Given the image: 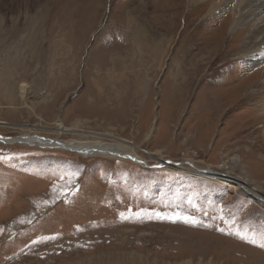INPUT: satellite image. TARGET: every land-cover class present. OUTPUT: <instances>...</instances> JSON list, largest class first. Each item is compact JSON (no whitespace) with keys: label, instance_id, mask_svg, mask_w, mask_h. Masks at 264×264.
<instances>
[{"label":"rangeland","instance_id":"1","mask_svg":"<svg viewBox=\"0 0 264 264\" xmlns=\"http://www.w3.org/2000/svg\"><path fill=\"white\" fill-rule=\"evenodd\" d=\"M172 4L178 19L167 27ZM201 4L0 0L1 137L98 135L131 143L150 166L0 142V264H264V67L248 61L256 53L246 52L247 30L232 38L235 4L211 15V1ZM184 28L205 32L216 50L196 40L194 51ZM135 31L156 44L151 64L139 60L142 74L131 58ZM120 56L135 65L110 78ZM183 57L203 60L215 94L196 85L185 102V83L174 89L170 77ZM159 156L182 169L151 168Z\"/></svg>","mask_w":264,"mask_h":264},{"label":"bare ground","instance_id":"2","mask_svg":"<svg viewBox=\"0 0 264 264\" xmlns=\"http://www.w3.org/2000/svg\"><path fill=\"white\" fill-rule=\"evenodd\" d=\"M189 1L190 5L193 4H199L202 2L201 5H206L208 7V3L211 1L212 6L211 8H209V15L216 13L217 10L225 8L228 5L231 4H235L234 9L233 10V20L230 23V25L228 24V28L231 29V31H233V36L232 38L237 34V32L234 33V30H237V28H244L245 30H247L249 32V36H248V43H247V51L252 54V53H256L253 54L249 59V63L253 64V65H260L262 67H264V50L262 52L261 48L264 47V5L262 0H187ZM204 1H206L204 3ZM188 3V2H187ZM176 4V3H175ZM173 5V4H172ZM197 7V6H196ZM199 7V6H198ZM197 7V8H198ZM175 8V9H173ZM208 9V8H207ZM169 12L167 13L168 15H170L169 19H168V26L167 27H172V21L175 20L177 21L178 19V11L177 8L173 5L172 8L168 9ZM223 10V9H222ZM221 10V11H222ZM141 14V13H140ZM211 19V18H210ZM209 19V20H210ZM166 21V20H165ZM129 22V21H128ZM203 22V21H202ZM167 21L165 22L166 25ZM204 23V22H203ZM133 25V21L130 20V26ZM172 25V26H171ZM187 26V25H186ZM133 27V26H132ZM177 27H173V29H165L166 30V37L168 38V40H166V42L168 41V43L166 45H168L170 43V41H172V43L175 40V36L177 34L178 29H176ZM229 29V31H230ZM225 30V26L221 28V31L219 32V35H217L218 37L213 41L215 44H217L219 41H221L220 36L223 35V31ZM200 31V30H199ZM212 32V31H211ZM243 33V32H242ZM44 34V33H43ZM118 34V33H117ZM1 35V34H0ZM163 35V34H162ZM165 35V34H164ZM182 37L181 39L184 37L187 38H191L193 41H191L192 46L194 45V51H198L197 50V46L196 44V40L199 42L198 46L202 47V50H210L213 51V47L215 46L214 44H212V41H208L206 39H204V37H202L203 35L208 36L205 32L199 33L197 32V30H193L191 32V30L188 31V28H184L183 30H181V34ZM186 35V36H185ZM44 36V35H43ZM31 37V36H30ZM133 37H134V42L135 43V47L136 49L134 50L135 52L132 53L131 58L133 60H137L136 64L140 63V71L138 72L139 74H142L143 69H141V63L139 62L140 59L145 60L147 63L148 62H152L153 60V52L154 51V46L155 44V40H146L142 37V35L140 34V32H133ZM5 38V37H4ZM215 38V37H214ZM163 39V38H162ZM210 39V38H208ZM66 40V39H65ZM126 40V39H125ZM158 40V39H157ZM161 40V39H159ZM205 40V41H204ZM232 40V39H231ZM142 41H144V43H142ZM164 41V40H163ZM181 41V40H180ZM204 41V42H203ZM34 42V40H33ZM86 42V41H85ZM100 42V41H99ZM164 42V44L166 43ZM190 42V41H189ZM211 42V43H209ZM102 43V42H101ZM180 43V42H179ZM188 43V42H187ZM4 44V43H3ZM159 44H163L162 42H159ZM130 45V44H129ZM180 45V44H179ZM61 46V45H60ZM159 46V45H158ZM169 46V45H168ZM187 46V45H186ZM141 47L144 48L141 49ZM156 47V46H155ZM162 47V46H161ZM165 47V46H164ZM180 47V46H178ZM177 47V49H178ZM184 47V46H183ZM188 47H190L188 45ZM198 47V48H199ZM31 48V47H30ZM159 48V47H158ZM193 48H190L193 50ZM204 48V49H203ZM157 49V48H156ZM160 49V48H159ZM168 49V48H167ZM176 49V50H177ZM264 49V48H263ZM158 50V49H157ZM216 50V49H214ZM261 50V51H260ZM100 51V50H99ZM160 51V50H159ZM182 51V50H181ZM193 51V52H194ZM35 52V51H34ZM95 52V51H94ZM117 52V51H116ZM128 52V51H127ZM200 52V51H199ZM218 51H216L217 53ZM105 53V52H104ZM135 53V56H134ZM163 53V51H162ZM175 53V52H173ZM203 53V52H202ZM183 54V53H182ZM210 54V53H209ZM103 55V54H102ZM160 55V54H159ZM179 55V54H178ZM178 55L176 56L177 59H179ZM188 55V54H187ZM193 55V54H192ZM199 55V54H198ZM217 55V54H215ZM213 56V54H212ZM112 57V56H111ZM128 57V56H127ZM138 57V58H137ZM175 57V56H174ZM194 57V56H193ZM200 57V56H199ZM197 58V60L195 59L196 62L191 63L187 60V58L185 59L183 57V61L181 63V66L179 67V65L177 63H174L175 67H173V71H172V75L170 74L171 77V81L173 83V88H174V84H180V86L182 85V80L185 83V85L183 84L182 87V93L184 96V100L186 98L189 99L191 97V90L193 87H195L196 85L202 89V91H208V85L209 84L207 81L204 82L202 80V76L200 75L204 70L202 69V59ZM216 57V56H215ZM117 58V57H116ZM131 58L129 61H125L122 64L120 63L121 60V56L120 58L118 57L117 59H113L112 65H113V74H109L108 76L111 78V75H114L113 78L117 79L118 77V72L120 73V71H122L121 69L124 67L125 69H129L130 67L134 66L135 64L131 63ZM192 58V57H191ZM177 59L174 60V62H178ZM214 59V58H213ZM125 60V59H124ZM128 60V59H127ZM155 61V60H154ZM157 61V59H156ZM160 61V60H159ZM158 61V62H159ZM194 61V60H193ZM210 61V60H209ZM88 62V61H87ZM99 62V61H98ZM150 62V64H151ZM161 62V61H160ZM114 63V64H113ZM89 64V63H88ZM121 64V65H120ZM157 64V63H156ZM6 65V64H5ZM99 65V64H98ZM90 66V65H89ZM108 66V65H107ZM137 66V65H136ZM158 66V65H157ZM209 66V65H208ZM155 67V66H154ZM91 68V67H90ZM211 69V67H209ZM223 71L226 67H222ZM89 69V67H88ZM87 69V70H88ZM99 69V68H98ZM124 69V70H125ZM133 69V68H132ZM208 69V67H207ZM111 70V69H110ZM218 70V69H217ZM202 71V72H201ZM213 71V70H212ZM260 71V69H259ZM258 71V72H259ZM141 72V73H140ZM201 72V73H200ZM137 73V74H138ZM212 73V72H211ZM87 74V73H86ZM136 74V75H137ZM204 74V73H203ZM206 74V73H205ZM102 76V75H101ZM138 83V82H137ZM211 83V82H210ZM227 84V83H226ZM225 85V84H224ZM205 86V87H204ZM212 86V85H210ZM222 86V85H221ZM210 88V87H209ZM215 88V87H213ZM213 88L210 90H213ZM28 87L27 85H24L21 87V95L24 99H26V97L28 96L29 92H28ZM175 89V88H174ZM181 89V88H180ZM178 90V89H177ZM208 91V95H213L215 93H213V91ZM176 91V90H175ZM193 91V90H192ZM216 91V90H215ZM214 91V92H215ZM203 93V92H202ZM201 93V94H202ZM206 94V93H205ZM219 96V95H218ZM105 97V96H104ZM207 97V96H206ZM217 97V96H216ZM92 98V97H91ZM202 98V97H201ZM214 97L210 98V102L211 99H213ZM232 98V97H231ZM245 98V97H244ZM191 99V98H190ZM203 99V98H202ZM201 99V100H202ZM205 99V97H204ZM185 100V102H186ZM199 100V99H198ZM214 100V99H213ZM208 104V103H207ZM218 105V104H217ZM209 106H211V108H213V106L209 103ZM222 107V106H221ZM218 113H221V111H219ZM217 113V114H218ZM209 114V113H208ZM218 116V115H217ZM194 118V117H193ZM214 118V116H213ZM215 119V118H214ZM202 120V119H201ZM199 119V121H201ZM61 122V121H60ZM59 122V123H60ZM202 122V121H201ZM203 123V122H202ZM58 124V123H57ZM205 124V123H204ZM62 124L60 123L57 127L56 130H59L61 128ZM78 130V126L73 127L72 129H67L66 132L71 133V134H77ZM198 131V130H197ZM199 132V131H198ZM75 138H73L72 140L69 141H61L59 139H52V138H40L38 136L35 137V135H23L21 138H17V139H8L7 143L8 145H11L12 143L16 142L21 144V145H25L28 147H36V148H41V149H58V150H64V151H68V152H72V153H77L82 155L85 158H90V157H105V158H111V159H123V160H130L133 163L136 164H142V166L145 167H150L148 161H145V159L143 160L142 158H140V156L138 155L136 149L134 147H132L131 143L126 142V141H121V143H106L103 141V137L101 136H94V137H88V136H79L78 134L74 136ZM155 160L157 161L156 165L161 167L162 164H166V161L164 159H162L160 156L159 158L156 157ZM155 161V162H156ZM174 162V165H166V168L169 169H173V170H178L180 171L182 169V164H176ZM156 166V167H157ZM192 168H194L195 170H197L198 167H196V165L191 164L190 165ZM144 167V168H145ZM152 168V167H151ZM184 168V167H183ZM224 170H226V167H223ZM155 169V168H154ZM200 169V168H199ZM201 172V171H200ZM214 173L213 176L210 175V173ZM228 172V171H227ZM225 173V172H214L212 170L203 172L206 174V176L209 179H213V180H218L216 177H218L219 179H223L224 182H228L231 184V186L235 189H243L245 188L243 182L241 181L242 179L240 178H236V179H232L230 176L231 174L229 173ZM202 173V172H201ZM202 173V174H203ZM208 173V174H207ZM210 175V176H208ZM216 175V176H215ZM215 176V177H214ZM235 181L238 182L235 184H232L231 182ZM234 183V182H233ZM240 183V184H239ZM230 186V185H228ZM245 192L250 194L252 197H254V199H260V195H258L257 190L255 189H248L245 188ZM264 199V198H261Z\"/></svg>","mask_w":264,"mask_h":264},{"label":"water","instance_id":"3","mask_svg":"<svg viewBox=\"0 0 264 264\" xmlns=\"http://www.w3.org/2000/svg\"><path fill=\"white\" fill-rule=\"evenodd\" d=\"M8 139H10V138H8V137H4V136L1 137V135H0V142H2V143H4V144H7V145H8V143H7ZM167 164H168V165H171V164L174 165V161L166 160V164H162L161 167H160V166H157V167H152V168H155V169L163 168V167H165ZM262 201L264 202V199H263Z\"/></svg>","mask_w":264,"mask_h":264},{"label":"snow or ice","instance_id":"4","mask_svg":"<svg viewBox=\"0 0 264 264\" xmlns=\"http://www.w3.org/2000/svg\"><path fill=\"white\" fill-rule=\"evenodd\" d=\"M262 246H264V245H262Z\"/></svg>","mask_w":264,"mask_h":264}]
</instances>
